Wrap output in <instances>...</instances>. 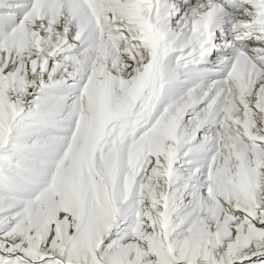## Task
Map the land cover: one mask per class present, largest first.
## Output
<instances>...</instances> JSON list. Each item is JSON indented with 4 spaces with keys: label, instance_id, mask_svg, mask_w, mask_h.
<instances>
[{
    "label": "snow or ice",
    "instance_id": "snow-or-ice-1",
    "mask_svg": "<svg viewBox=\"0 0 264 264\" xmlns=\"http://www.w3.org/2000/svg\"><path fill=\"white\" fill-rule=\"evenodd\" d=\"M0 264H264V0H0Z\"/></svg>",
    "mask_w": 264,
    "mask_h": 264
}]
</instances>
